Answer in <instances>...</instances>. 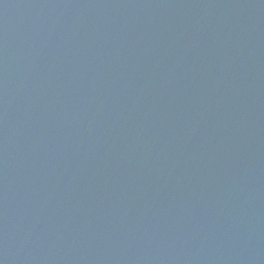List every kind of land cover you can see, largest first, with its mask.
Segmentation results:
<instances>
[{
    "label": "water",
    "instance_id": "95a60500",
    "mask_svg": "<svg viewBox=\"0 0 264 264\" xmlns=\"http://www.w3.org/2000/svg\"><path fill=\"white\" fill-rule=\"evenodd\" d=\"M0 264H264V0H0Z\"/></svg>",
    "mask_w": 264,
    "mask_h": 264
}]
</instances>
